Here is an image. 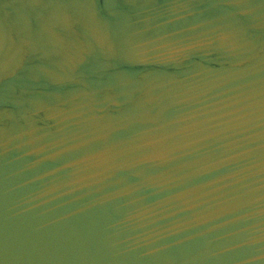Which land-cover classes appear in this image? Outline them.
<instances>
[{"label": "water", "instance_id": "1", "mask_svg": "<svg viewBox=\"0 0 264 264\" xmlns=\"http://www.w3.org/2000/svg\"><path fill=\"white\" fill-rule=\"evenodd\" d=\"M0 264H264V0H0Z\"/></svg>", "mask_w": 264, "mask_h": 264}]
</instances>
